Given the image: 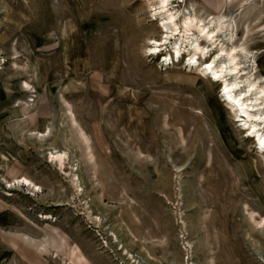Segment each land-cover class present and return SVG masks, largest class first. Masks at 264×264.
I'll list each match as a JSON object with an SVG mask.
<instances>
[{
    "label": "rangeland",
    "instance_id": "rangeland-1",
    "mask_svg": "<svg viewBox=\"0 0 264 264\" xmlns=\"http://www.w3.org/2000/svg\"><path fill=\"white\" fill-rule=\"evenodd\" d=\"M173 5L228 13L225 46L245 29L239 61L264 85V0ZM159 6L0 0V264H264L263 153L197 71L212 50L193 68L187 50L165 62L177 38L150 54ZM47 128L67 172L36 139ZM21 176L41 190L10 186Z\"/></svg>",
    "mask_w": 264,
    "mask_h": 264
},
{
    "label": "bare ground",
    "instance_id": "bare-ground-1",
    "mask_svg": "<svg viewBox=\"0 0 264 264\" xmlns=\"http://www.w3.org/2000/svg\"><path fill=\"white\" fill-rule=\"evenodd\" d=\"M159 1L160 6L158 8L155 7V10H153V15L157 17V19L160 18L159 27L163 30H166V35L164 36L165 38H162L163 41L158 39L153 40L151 38L152 41L150 43H152V45L147 47L150 54H152V52L162 50V44L164 45L168 43L169 38H177L174 43V47L176 48L174 53L176 54L175 56H179L182 50H187L190 54L189 57L187 59L185 58L184 60L187 63V67L193 68L199 63V56L204 58L212 50L214 52V58L211 59V56L210 59L205 61L206 65L203 66L202 64V67L198 68L197 71L204 74L210 73L213 76L212 78L222 81V94H224L226 97V104H228L232 112L234 111L233 115L235 116L236 120L240 122L238 124H240V126L247 127L249 136H253L254 141L258 143V151H261L264 156V85L259 84L262 81L260 78L254 80L247 78L250 73L245 67L248 65L243 66L242 59L239 61L240 57L248 58L253 55V50L246 49L244 44L240 43V41H243V39L247 37L245 36L247 31H245V29L242 30L241 38L239 39L238 44L233 42L230 47H226V42L230 43L231 41H234V24L232 25L228 13L217 11V13L215 12L209 13L207 15H199L196 12H190L182 15L180 13V8H177L176 6L174 7L173 4L175 2H184L185 0ZM255 30L252 29L251 31L254 32ZM201 40H204V43L207 44L204 45L201 43ZM214 54L216 55L214 56ZM164 60L169 61L170 58H164ZM241 69H243V71H241ZM239 78H245L246 80H240ZM243 82L246 84L245 89H242ZM29 86L30 85L27 82L24 85L26 89ZM71 114L74 117V114ZM71 121L73 122L72 117ZM74 123L78 125L75 119ZM47 130L49 129L47 128L43 132L35 133L36 139L41 137L39 138L41 143H45L44 141L48 143L49 137L52 136L48 135V133L46 134L45 131ZM80 133L86 141L87 149L90 150L91 146L89 138L86 136V133L83 132L82 128H80ZM54 144L55 143H48L49 147H43L42 144V148H45L49 151L47 153V158L49 161H56L60 168L65 170V167L67 166L66 159L68 158V153L67 151L57 149ZM70 168H72V170L78 169L77 164L75 166L72 165ZM73 177V182L77 187V191L79 192L78 194L83 195L81 194L83 192L82 184H79V178L77 177L76 172L73 173ZM9 182L10 186L13 187H16V185H18V187L27 186L30 190L29 193L33 195H35L34 191L37 192L41 190L39 185L26 176L15 178ZM49 218L50 216L47 215L44 219ZM261 223V221L258 222V224ZM59 255L60 254L57 253L56 257Z\"/></svg>",
    "mask_w": 264,
    "mask_h": 264
}]
</instances>
